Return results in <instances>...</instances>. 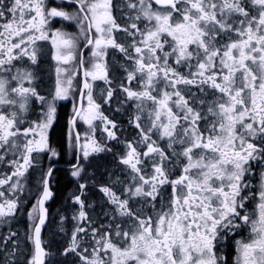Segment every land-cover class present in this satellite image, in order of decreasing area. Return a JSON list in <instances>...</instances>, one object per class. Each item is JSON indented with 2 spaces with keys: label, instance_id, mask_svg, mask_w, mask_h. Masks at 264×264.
Returning <instances> with one entry per match:
<instances>
[{
  "label": "snow or ice",
  "instance_id": "snow-or-ice-1",
  "mask_svg": "<svg viewBox=\"0 0 264 264\" xmlns=\"http://www.w3.org/2000/svg\"><path fill=\"white\" fill-rule=\"evenodd\" d=\"M0 264H264V0H0Z\"/></svg>",
  "mask_w": 264,
  "mask_h": 264
},
{
  "label": "flooded vegetation",
  "instance_id": "flooded-vegetation-1",
  "mask_svg": "<svg viewBox=\"0 0 264 264\" xmlns=\"http://www.w3.org/2000/svg\"><path fill=\"white\" fill-rule=\"evenodd\" d=\"M68 187H70V185H68ZM63 194H66V190L64 191ZM51 203V209L52 211H55L57 207H59V205L62 203V198L60 197L59 199L57 198V201L55 203Z\"/></svg>",
  "mask_w": 264,
  "mask_h": 264
},
{
  "label": "trees",
  "instance_id": "trees-1",
  "mask_svg": "<svg viewBox=\"0 0 264 264\" xmlns=\"http://www.w3.org/2000/svg\"><path fill=\"white\" fill-rule=\"evenodd\" d=\"M60 190H61V192L64 193V191H65L66 189H64V188H63V185H61V186H60ZM59 198H60V196H59V194H58V199H59Z\"/></svg>",
  "mask_w": 264,
  "mask_h": 264
}]
</instances>
